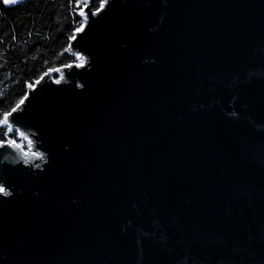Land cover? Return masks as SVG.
I'll list each match as a JSON object with an SVG mask.
<instances>
[{
    "label": "water",
    "instance_id": "1",
    "mask_svg": "<svg viewBox=\"0 0 264 264\" xmlns=\"http://www.w3.org/2000/svg\"><path fill=\"white\" fill-rule=\"evenodd\" d=\"M83 2L9 112L0 264H264V0Z\"/></svg>",
    "mask_w": 264,
    "mask_h": 264
},
{
    "label": "trees",
    "instance_id": "2",
    "mask_svg": "<svg viewBox=\"0 0 264 264\" xmlns=\"http://www.w3.org/2000/svg\"><path fill=\"white\" fill-rule=\"evenodd\" d=\"M101 3L90 0L95 10ZM84 5L83 0H23L10 5L0 0V121L47 71L81 62L78 54L68 53V46L84 22ZM7 128L0 124V142L13 139L29 148L17 131L8 133Z\"/></svg>",
    "mask_w": 264,
    "mask_h": 264
},
{
    "label": "snow or ice",
    "instance_id": "3",
    "mask_svg": "<svg viewBox=\"0 0 264 264\" xmlns=\"http://www.w3.org/2000/svg\"><path fill=\"white\" fill-rule=\"evenodd\" d=\"M3 2H4L5 4H9V5H10V4H15V3H17L18 0H3ZM103 7H104V3H101L100 8L102 9ZM98 11H99V9H98ZM95 14H96V13L94 12L93 15H95ZM80 15H81V16H85V13H84L83 11H81V12H80ZM81 31H83V24H82V26H81L80 28H77V32H81ZM72 39H75V36H73ZM77 66H82V65H77ZM68 67H70V65H68ZM57 71H58V70H57ZM45 75H47V73H46ZM41 79H42V78H41ZM61 79H63V77H61ZM61 79H57L55 82H56L57 84H59V83L61 82ZM37 83H39V81H37ZM29 87H32V85H29ZM23 103H24V100H21V101H20V104H23ZM20 104H17L16 108L12 109V111H16V109L20 107ZM9 115H10V113L6 114V115L4 116V119H3L2 121H0V124H8V116H9ZM7 131H8V132L13 131V128L11 127V125H8ZM16 131H18V129H17ZM21 136H23V133H21ZM8 144H9V146L13 147L14 149H18V150L21 149V145L18 144V143H16L15 140H10V141H8ZM3 146H4V143H3V142H0V147H3ZM29 146H31V141H29ZM28 155H29V153L24 152V156H25V157H27ZM31 155H32V156H39V154H37V153H35V152L31 153ZM37 166H38V165H37ZM3 191H4V189H3V188H0V192H3Z\"/></svg>",
    "mask_w": 264,
    "mask_h": 264
},
{
    "label": "rangeland",
    "instance_id": "4",
    "mask_svg": "<svg viewBox=\"0 0 264 264\" xmlns=\"http://www.w3.org/2000/svg\"><path fill=\"white\" fill-rule=\"evenodd\" d=\"M104 1H105V0H102V3H104ZM90 9H91V11H94V12L96 11L95 9H93V8H91V7H90ZM85 16H86V14H85ZM85 16H83V18H86ZM76 64H80V63H76ZM53 72H55V74H57V75H56V76L53 75L52 79H53L54 81H56L57 79H60L61 74L58 73L57 70H54ZM25 140H26V142H28V139H27V138H23V141H25Z\"/></svg>",
    "mask_w": 264,
    "mask_h": 264
},
{
    "label": "built area",
    "instance_id": "5",
    "mask_svg": "<svg viewBox=\"0 0 264 264\" xmlns=\"http://www.w3.org/2000/svg\"><path fill=\"white\" fill-rule=\"evenodd\" d=\"M11 132H12V131H11ZM11 132H8V133H11ZM27 138H28V137H27ZM28 139H29V138H28ZM29 141H30V139H29ZM3 143H4V142H3ZM30 148H31V147H29L28 149H24L25 151L23 150V152H27V153H29V152H30Z\"/></svg>",
    "mask_w": 264,
    "mask_h": 264
}]
</instances>
